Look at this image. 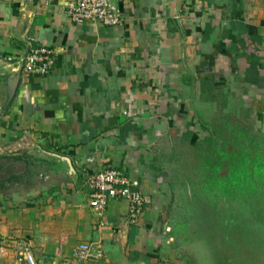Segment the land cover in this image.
Listing matches in <instances>:
<instances>
[{"label": "crops", "instance_id": "obj_1", "mask_svg": "<svg viewBox=\"0 0 264 264\" xmlns=\"http://www.w3.org/2000/svg\"><path fill=\"white\" fill-rule=\"evenodd\" d=\"M66 1L0 0V264H27L25 247L79 264L84 241L96 264H188L154 152L167 134L208 141L223 118L264 147V0H115L118 26L74 23ZM28 37L53 49L47 75L22 71ZM104 166L137 178L136 222L126 200L89 206L85 173Z\"/></svg>", "mask_w": 264, "mask_h": 264}, {"label": "rangeland", "instance_id": "obj_2", "mask_svg": "<svg viewBox=\"0 0 264 264\" xmlns=\"http://www.w3.org/2000/svg\"><path fill=\"white\" fill-rule=\"evenodd\" d=\"M219 123L201 144L160 136L155 171L176 209L168 234L184 240L188 264H264V147L238 122Z\"/></svg>", "mask_w": 264, "mask_h": 264}, {"label": "built area", "instance_id": "obj_3", "mask_svg": "<svg viewBox=\"0 0 264 264\" xmlns=\"http://www.w3.org/2000/svg\"><path fill=\"white\" fill-rule=\"evenodd\" d=\"M67 17L74 23L98 22L107 26L123 24L124 17L115 0H67L64 7ZM28 46L22 57L21 69L28 75L44 76L54 65V51L44 45H35L28 37ZM84 183L89 190V206L102 215L112 199H123L129 204V218L136 222L142 215L145 195L137 178L117 167H95L85 173ZM21 255L27 264H37L33 253L23 248ZM103 257L100 245L88 241L75 244L71 259L77 263H98ZM60 264H65L63 261Z\"/></svg>", "mask_w": 264, "mask_h": 264}, {"label": "trees", "instance_id": "obj_4", "mask_svg": "<svg viewBox=\"0 0 264 264\" xmlns=\"http://www.w3.org/2000/svg\"><path fill=\"white\" fill-rule=\"evenodd\" d=\"M235 123H236V122H235ZM237 125L242 126V127L246 130L245 125L243 124V122H239V121H238Z\"/></svg>", "mask_w": 264, "mask_h": 264}]
</instances>
